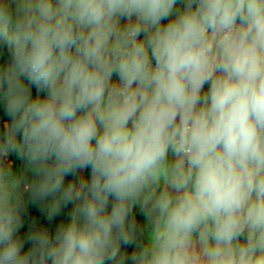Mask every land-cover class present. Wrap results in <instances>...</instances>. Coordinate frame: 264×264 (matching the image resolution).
Wrapping results in <instances>:
<instances>
[{
	"label": "clouds",
	"instance_id": "9594fccd",
	"mask_svg": "<svg viewBox=\"0 0 264 264\" xmlns=\"http://www.w3.org/2000/svg\"><path fill=\"white\" fill-rule=\"evenodd\" d=\"M0 50V264H264V0H0Z\"/></svg>",
	"mask_w": 264,
	"mask_h": 264
},
{
	"label": "trees",
	"instance_id": "16d2710c",
	"mask_svg": "<svg viewBox=\"0 0 264 264\" xmlns=\"http://www.w3.org/2000/svg\"><path fill=\"white\" fill-rule=\"evenodd\" d=\"M9 55L6 53V51L0 50V60L1 61H6L9 59ZM0 115H2V109H0Z\"/></svg>",
	"mask_w": 264,
	"mask_h": 264
},
{
	"label": "crops",
	"instance_id": "0c3cea01",
	"mask_svg": "<svg viewBox=\"0 0 264 264\" xmlns=\"http://www.w3.org/2000/svg\"><path fill=\"white\" fill-rule=\"evenodd\" d=\"M27 215V214H26ZM30 220V217H29ZM41 222H46L43 220V217H41ZM50 227H54V222H48ZM29 227H32L31 223L29 224Z\"/></svg>",
	"mask_w": 264,
	"mask_h": 264
},
{
	"label": "rangeland",
	"instance_id": "374dc122",
	"mask_svg": "<svg viewBox=\"0 0 264 264\" xmlns=\"http://www.w3.org/2000/svg\"><path fill=\"white\" fill-rule=\"evenodd\" d=\"M0 62H3V61L0 60Z\"/></svg>",
	"mask_w": 264,
	"mask_h": 264
}]
</instances>
